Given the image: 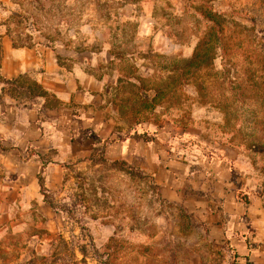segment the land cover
Returning <instances> with one entry per match:
<instances>
[{
	"label": "rangeland",
	"instance_id": "rangeland-1",
	"mask_svg": "<svg viewBox=\"0 0 264 264\" xmlns=\"http://www.w3.org/2000/svg\"><path fill=\"white\" fill-rule=\"evenodd\" d=\"M202 6L242 34L251 58L217 51L211 75L180 78L176 67L207 31ZM0 26L19 44L103 63L97 76L116 109L106 142L127 137L124 162L143 173L100 146L95 164L71 167L53 197L63 234L42 246L25 238L10 264H239L264 218V0H8ZM223 80L253 89L234 99L239 90L212 85ZM162 84L180 90L161 101Z\"/></svg>",
	"mask_w": 264,
	"mask_h": 264
},
{
	"label": "crops",
	"instance_id": "crops-1",
	"mask_svg": "<svg viewBox=\"0 0 264 264\" xmlns=\"http://www.w3.org/2000/svg\"><path fill=\"white\" fill-rule=\"evenodd\" d=\"M102 64L95 55L81 58L43 43L19 44L0 26V98L7 102L0 100V141L6 148L0 146V264H10L12 248L25 238L42 246L63 234L65 215L46 201L39 176L53 198L71 167L95 164L100 146L105 157L115 153L117 160L129 161L127 137L106 142L114 136L107 127L116 109L97 76ZM31 89L45 94L31 95ZM253 224L239 264H264V218ZM31 229L37 232L26 235Z\"/></svg>",
	"mask_w": 264,
	"mask_h": 264
},
{
	"label": "trees",
	"instance_id": "trees-1",
	"mask_svg": "<svg viewBox=\"0 0 264 264\" xmlns=\"http://www.w3.org/2000/svg\"><path fill=\"white\" fill-rule=\"evenodd\" d=\"M201 15L203 16V19L206 20V30L207 31L205 32V35L199 41L192 55V58L189 61L185 62L184 64L176 67V70L179 73L180 78L182 75H184L185 72H188V74L190 72L191 73L190 76L192 78L196 77V75L200 74V72H205V75L207 76L211 75V73L209 72H211L212 70L213 62H214V55L216 54L217 51H221L226 56V55H230L231 53H233V48L236 47L237 49H240V51H243V54L247 56L246 59L250 60L251 53L244 44V39L242 38V34L234 33L233 31H231V29L227 25L228 23L226 24L223 17L217 12L213 11L211 7L202 6ZM244 46L246 47V49H244ZM249 56L250 58H248ZM255 79H257L256 75H255ZM262 80H264V77H262ZM224 82L225 81L223 80V81L213 83L212 85H215V88L219 89L221 92L223 91L224 94L227 91H230L233 93L234 91L239 90V94L236 93V95H233L234 99L241 97L245 89H248V90L253 89L252 84L251 85L242 84L244 85L242 86L241 84L231 83L232 87H227V85H225ZM199 86L201 90L207 91L209 89V85H207L204 82H202ZM179 88H180V85H174L171 89H169L167 84H162V86H160L159 91H158L161 101H163L165 98L170 96L172 93H177V91L180 90ZM35 90L31 91L30 94L31 95L45 94L39 90H37V92ZM221 105L222 106L227 105V108H228L229 101L226 99V101H223ZM221 105H220V108L222 107ZM0 146L2 147L3 150H6V148L1 145V141H0ZM252 148L257 150L256 146ZM20 152H21V156L24 158L25 156L24 153H22V151ZM114 164H117V163H114ZM118 164L122 165L123 167L125 166L127 172H129L131 175L138 176L139 174H143L138 170L135 171L134 168H132L131 166H128L127 163H125L124 161L118 162ZM43 170H44V167L42 171ZM38 179H39V184L41 187V192L45 196L46 201L54 209L63 211V209L55 203L53 198L48 193L47 189L45 188L44 180L42 176H39Z\"/></svg>",
	"mask_w": 264,
	"mask_h": 264
}]
</instances>
